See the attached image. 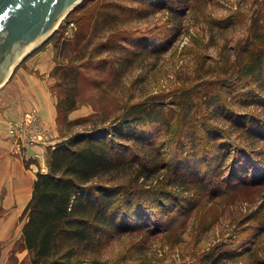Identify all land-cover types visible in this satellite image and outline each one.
Masks as SVG:
<instances>
[{
    "label": "trees",
    "instance_id": "16d2710c",
    "mask_svg": "<svg viewBox=\"0 0 264 264\" xmlns=\"http://www.w3.org/2000/svg\"><path fill=\"white\" fill-rule=\"evenodd\" d=\"M188 1L82 0L42 42L53 39L57 53L64 50L73 53L67 64L56 65L51 71L59 89L58 123L87 125L50 145L47 170L36 173L31 196L20 214V218L25 216V221L18 245L27 250L29 264H99L97 258L88 257L87 253L101 247L112 232L149 228L158 221L154 217L157 209L147 206L139 195L141 189L128 182L149 177L158 168L171 172L169 183L185 190L192 188L188 186L192 181L199 185H207L210 181L211 190L255 184V178L263 179L261 183H264V168L263 172L253 169V156L256 161H264L261 160L264 114L260 112L239 111L225 103L217 104L218 100L212 101L211 97L207 99V108L229 116L232 127L238 132L240 139L231 138L234 142L230 143L225 141L230 136L212 125L200 126L201 134L191 125L184 143L179 139L174 141L171 136L175 125L174 109L180 111L185 121L194 106V102H187L191 95L189 90L182 93V100L171 104L150 96L122 101L118 112L110 118L102 110L93 117L67 119V113L77 104L79 81L88 80L92 84L100 81L92 77L90 70H109L113 73L111 81H117L135 62L165 50L169 43L167 31L136 34V29L124 25L126 18L148 13L151 9L168 10L178 18L172 25L173 31H177L185 7L189 8ZM259 18L258 11L251 18L247 38L236 50L234 64L239 76L225 78L222 89L223 94L232 95V87L235 99L260 104L264 109V21ZM71 22L74 31L66 35ZM162 135L167 138H161ZM171 142L175 143L180 157L177 154L169 157L171 151L167 144ZM248 154L253 156L249 158ZM230 160H235L239 168L231 171L228 167V173H224L221 167L225 168ZM258 165L262 167L261 162ZM212 168L219 169V176ZM127 174L131 180L120 181ZM115 182L119 183L113 184ZM156 201L160 202L158 209L162 211H173L179 203L190 207V199L187 202L182 196L173 194L162 193ZM262 221L254 229L253 245L233 252L215 250L204 255L201 264H262L264 258L257 251L264 234ZM244 255L248 257L247 262L239 261Z\"/></svg>",
    "mask_w": 264,
    "mask_h": 264
},
{
    "label": "rangeland",
    "instance_id": "374dc122",
    "mask_svg": "<svg viewBox=\"0 0 264 264\" xmlns=\"http://www.w3.org/2000/svg\"><path fill=\"white\" fill-rule=\"evenodd\" d=\"M188 6L180 17L181 26L177 31H173L175 29L172 25L178 18L168 10L151 9L148 13H141L143 15L126 18L124 25L129 29H136V34L144 32L149 35L159 30L167 31L169 43L165 50L135 62L117 81H111L113 73L109 70H90L92 77L100 81L93 84L88 80L79 81L77 104L67 113V119L73 121L79 117H93L102 110L110 118L118 112L122 101H137L150 96L164 99L171 104L182 100V93L189 90L191 95L187 102H194V106L185 121L181 118L180 111L174 109L175 125L171 133L174 141L179 139L180 143H184L188 139L189 134L186 133L191 125L196 126L198 134L202 133L200 126H216L225 135L230 136V139L225 140L227 143L234 142L231 138L240 139L235 127H232L230 117L221 111L211 112L212 108H207V99L211 97L212 101L218 100L217 104L225 103L226 106H232L239 111L264 114L260 104H247L235 99L237 96L232 87V95L223 94L222 89V81L225 78L235 79L239 76L234 64L236 50L239 43H243L247 38L251 18L258 11L259 19L264 21V0H189ZM74 28V24L69 23L65 34L69 35ZM47 42L52 43L54 48V67L67 64L73 56L71 50L57 53L54 40L49 39ZM52 78L54 80L50 88L58 97L59 89L55 85L54 76ZM33 108L35 107L31 109ZM73 110L77 116L69 118V113ZM35 111L38 120L50 135L48 141L35 144L49 143V147L57 141L52 144L54 138L51 132L44 126L37 108ZM84 125L87 123L70 126L58 123L61 137L64 138L81 131ZM161 138L167 136L162 135ZM167 148L171 151L169 157H175V143H168ZM241 149L248 152L244 147ZM261 155V160H264V155ZM45 156L48 167L47 150ZM252 156L247 155L249 158ZM253 159V169H261L263 172L264 161H256L255 156ZM232 161H227L225 168L221 167L224 173L228 167L231 171H237L239 166L236 167L235 160L233 163ZM259 162L262 167L258 165ZM204 167L207 168L205 165ZM211 170L216 171L219 176V169ZM170 174L172 173H168L166 168H158L149 177H140L137 181L128 182L135 183V186L141 189L139 195L144 198L147 206L157 209L154 215L158 219L157 222L149 228L143 226L142 229L136 227L115 230L101 247L87 253V256L97 258L99 264H201L204 255H210L215 250L233 252L253 245L251 240L254 229L259 221L264 222V183H261L263 179L255 178V184H238L215 190H211L210 181H207V185L192 181L188 185L192 188L185 190L169 183ZM130 178L127 174L120 181H130ZM117 183L119 182L113 184ZM162 193L182 196L187 202L190 199V207L179 203L173 211H162V208L159 210L161 205L156 199ZM2 212L4 211H0ZM24 221L25 216L20 218L19 215L7 232L0 233V264H29L27 250L18 245ZM257 246L258 254L264 258V234ZM247 259L244 255L239 261L247 262Z\"/></svg>",
    "mask_w": 264,
    "mask_h": 264
},
{
    "label": "crops",
    "instance_id": "0c3cea01",
    "mask_svg": "<svg viewBox=\"0 0 264 264\" xmlns=\"http://www.w3.org/2000/svg\"><path fill=\"white\" fill-rule=\"evenodd\" d=\"M54 64L52 43H40L0 84V211H4L0 213V233L7 232L22 213L37 171L47 169L45 155L49 143H30L21 135H10V122L19 121L35 107L54 138L52 144L64 138L57 123V96L50 88ZM74 111L69 118L77 116Z\"/></svg>",
    "mask_w": 264,
    "mask_h": 264
},
{
    "label": "water",
    "instance_id": "95a60500",
    "mask_svg": "<svg viewBox=\"0 0 264 264\" xmlns=\"http://www.w3.org/2000/svg\"><path fill=\"white\" fill-rule=\"evenodd\" d=\"M82 0H0V84Z\"/></svg>",
    "mask_w": 264,
    "mask_h": 264
},
{
    "label": "built area",
    "instance_id": "2783aa9c",
    "mask_svg": "<svg viewBox=\"0 0 264 264\" xmlns=\"http://www.w3.org/2000/svg\"><path fill=\"white\" fill-rule=\"evenodd\" d=\"M36 115L35 108L29 112L27 111L19 121L10 122L8 125V133L10 135H21L30 143L48 141L50 135Z\"/></svg>",
    "mask_w": 264,
    "mask_h": 264
}]
</instances>
